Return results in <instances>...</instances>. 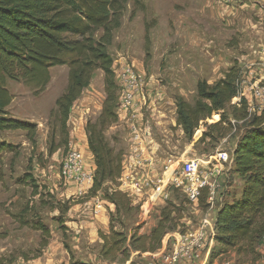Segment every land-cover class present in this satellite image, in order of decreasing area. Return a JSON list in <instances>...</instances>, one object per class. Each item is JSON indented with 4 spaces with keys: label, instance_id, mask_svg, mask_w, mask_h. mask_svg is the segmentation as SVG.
<instances>
[{
    "label": "rangeland",
    "instance_id": "1",
    "mask_svg": "<svg viewBox=\"0 0 264 264\" xmlns=\"http://www.w3.org/2000/svg\"><path fill=\"white\" fill-rule=\"evenodd\" d=\"M138 1L134 5L133 0H127L121 26L114 31L108 48L115 82L119 85L126 66L144 76L146 104L136 109L135 115L141 140L144 133V155L151 161L155 158L159 169L166 159L190 161L202 169L218 166V189L211 201L217 208L238 192L232 152L245 124L231 120L232 130L222 125L220 133L213 131L201 139L202 133H207L203 127L189 142L176 126V99L193 105L197 82L204 80L212 86L233 69L237 87L234 102L245 100L251 114L264 108V97L254 94L255 87L264 88L262 0ZM67 76V65L50 68L49 82L39 91L20 81L4 82L12 97L8 117L34 124L36 135L32 145L23 131L0 132V145L13 147L0 151V264H69L64 240L76 261L107 264L98 257L102 243L98 232L108 233L109 214H114L115 208L103 194L86 197L95 166L85 127L100 115L105 97L103 74L99 70L93 73L89 86L71 108L68 151L64 154L61 148L50 155L51 140L55 144L59 141L55 101L66 88ZM225 112L229 115V107ZM216 121L213 117L207 125ZM104 137L115 151L129 156L134 140L123 117ZM161 158L164 163L159 165ZM140 172L145 175L142 168ZM25 174L32 176L37 194L28 184L20 183ZM174 195L177 205H188L182 193L175 191ZM129 200L136 210L119 221L115 218V229L129 234L138 227L139 234H148L152 226L146 217L156 221L165 203L151 208L148 201L133 195ZM37 222L46 226L50 239L38 258L32 259L40 241V232L33 229ZM25 257L29 260L24 261ZM132 261L145 264L135 253Z\"/></svg>",
    "mask_w": 264,
    "mask_h": 264
},
{
    "label": "trees",
    "instance_id": "2",
    "mask_svg": "<svg viewBox=\"0 0 264 264\" xmlns=\"http://www.w3.org/2000/svg\"><path fill=\"white\" fill-rule=\"evenodd\" d=\"M133 1L134 5L139 4L138 0ZM126 4L127 0H0V132L23 131L35 145L36 126L8 117L12 97L4 82L20 81L39 91L49 82L50 68L67 65V85L55 101L59 141L55 144L51 140L48 149L50 155L61 148L65 154L69 147L67 122L71 108L89 86L93 73L99 70L103 74L105 97L100 115L95 123L85 127L87 147L95 166L86 197L103 194V199L115 208V213L109 214L108 233L98 232L102 242L98 257L107 264H133L134 253L153 254L161 249L168 234L186 230L181 223L185 205L172 201L162 207L148 234H139L138 227L126 234L113 225L115 218L119 221L121 216L136 210L119 190L123 153L110 147L104 137L105 131L118 121V86L108 48L114 31L121 26ZM196 93L193 105L176 99V126L187 141L191 142L194 133L197 136L203 127L207 133H202L201 139L213 131L220 133L222 125L232 130V121L245 124L232 152V174L241 182V190L237 197L232 196L231 201L217 207L209 240L219 246L217 255L235 253L238 261L254 264L261 259L257 247L264 238V110L251 114L245 100L234 102L237 87L233 69L212 86L204 80L197 82ZM213 117L217 121L207 125ZM5 149L11 151L13 147L2 143L0 151ZM20 183L28 184L37 194L30 174H25ZM173 198L176 201L175 195ZM198 207L202 211L210 208L207 190L202 191ZM60 227L64 229L61 223ZM33 229L40 232L37 254L32 258L36 259L48 245L50 232L40 222ZM63 247L69 254V264H86L74 259L65 240Z\"/></svg>",
    "mask_w": 264,
    "mask_h": 264
},
{
    "label": "built area",
    "instance_id": "3",
    "mask_svg": "<svg viewBox=\"0 0 264 264\" xmlns=\"http://www.w3.org/2000/svg\"><path fill=\"white\" fill-rule=\"evenodd\" d=\"M259 6L264 8V0ZM117 86V117L124 118L134 140L129 156H123L122 173L118 180L119 188L121 190L125 188L122 192L128 198L133 195L139 200L148 201L147 204L152 208L156 203L164 204L172 201L176 204L173 195L175 191H178L183 194L188 205L198 207L202 191L207 190V202L211 208V201L218 189L217 179L220 175L218 166L202 169L197 168L190 161L166 159L161 169H159L160 167L156 169L155 162L147 159L144 155V133L142 131L141 140L139 132L141 127L138 125L135 115L136 109H141L146 104L144 76L126 66ZM254 94L264 97V88L255 87ZM141 168L142 172L145 171V175L141 174ZM145 189H149L151 192L145 193L143 191ZM168 236L173 239L170 248L159 262L154 261L152 264H178L184 258L196 257V250L200 246L199 236H193L186 230L184 233L174 232L166 237Z\"/></svg>",
    "mask_w": 264,
    "mask_h": 264
},
{
    "label": "crops",
    "instance_id": "4",
    "mask_svg": "<svg viewBox=\"0 0 264 264\" xmlns=\"http://www.w3.org/2000/svg\"><path fill=\"white\" fill-rule=\"evenodd\" d=\"M257 15L259 16V14ZM263 110L264 108H260L259 111L257 110L255 113L258 114ZM155 161L156 159L154 158V162ZM158 162L159 165H162L164 163L162 158ZM159 167L160 166H156V169H158ZM233 177L236 178V180H238V185H239L237 188L238 192L234 195V197H237L241 190V182L239 181L236 175L233 174ZM229 189L232 190L233 187H230ZM185 208H186V212L183 214L181 223L185 226L186 231L189 234L193 236H199L200 246L196 250V257H193L192 259L184 258L178 264H208L210 259H211V264H250L249 262L238 261V258L236 257L235 253L217 255V250L219 246L216 245V243L209 240V235L211 234L214 227L217 208H215L213 205L210 209L206 211H202L199 207H195L194 205H186ZM190 211H191V215L190 213H188ZM146 219H147L146 222L149 221L148 223L152 227L157 222V220L156 221L152 220L150 216H147ZM172 242L173 239L171 237L169 236L166 237L164 239V243L162 244V248L159 251L153 254H143L141 255V258L145 259V264H152L154 261H156V263L159 262L161 258L167 253V250L170 248ZM257 252L260 254L261 259L256 261L254 264H264V238L257 247ZM212 253H213V258H211Z\"/></svg>",
    "mask_w": 264,
    "mask_h": 264
}]
</instances>
